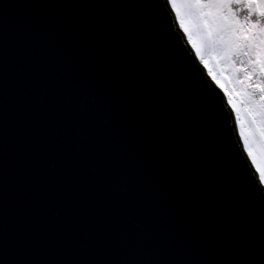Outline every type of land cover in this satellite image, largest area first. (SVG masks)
<instances>
[{
    "label": "water",
    "instance_id": "water-1",
    "mask_svg": "<svg viewBox=\"0 0 264 264\" xmlns=\"http://www.w3.org/2000/svg\"><path fill=\"white\" fill-rule=\"evenodd\" d=\"M166 0H0V264H264V189Z\"/></svg>",
    "mask_w": 264,
    "mask_h": 264
},
{
    "label": "snow or ice",
    "instance_id": "snow-or-ice-1",
    "mask_svg": "<svg viewBox=\"0 0 264 264\" xmlns=\"http://www.w3.org/2000/svg\"><path fill=\"white\" fill-rule=\"evenodd\" d=\"M176 11L180 27L200 62L222 66L244 109L249 131L260 147L258 161L249 147L251 163L258 173L254 178L264 189V0H168ZM209 74L217 79L209 68ZM219 83V81H217ZM236 108V104H233ZM239 115V110L237 112ZM243 132V125H241ZM245 145L249 137H244Z\"/></svg>",
    "mask_w": 264,
    "mask_h": 264
},
{
    "label": "rangeland",
    "instance_id": "rangeland-1",
    "mask_svg": "<svg viewBox=\"0 0 264 264\" xmlns=\"http://www.w3.org/2000/svg\"><path fill=\"white\" fill-rule=\"evenodd\" d=\"M166 1L168 3V0H166ZM177 3L179 4L180 0H177ZM169 7H170L171 11L173 12L177 26L183 32L184 37L187 40V34L184 32L183 28L180 27L179 18L175 14L176 10L171 5H169ZM187 44L192 49V51H193L196 59L198 60V62L203 66V63L200 62V57L198 55H196V50L194 48H192V46L188 42V40H187ZM209 68L212 69V72L216 75L217 79L214 80L212 78V75L209 74ZM209 68L204 67L205 74L211 79V81L213 83L216 84L217 87L220 88L221 93H223V96H224L226 103L231 108L233 115H234V119H235L237 133H238L240 141L243 145V148L245 150L247 158L249 159V161L251 163L252 157L248 155L249 147H251L253 150V155L256 156L257 160L259 161L261 159L260 147H259V144L257 143V141L254 140L251 136V133L249 131L248 122H247V119H246L245 114H244V109L240 104L239 98L236 95H232L231 96L232 102L231 103L229 102V100H230L229 94L232 93L233 88L238 87V85H233L232 83H230L228 80L225 79V76L230 75V73L227 71H223V73H222V66H217L210 61L209 62ZM217 81H219V83ZM233 104H236V108H233ZM238 110H239V115L237 114ZM241 125H243V132L241 131ZM245 136L249 137L248 145H245V143H244V137ZM251 164L253 165L254 168H256L255 164H253V163H251ZM257 175H258V173H257Z\"/></svg>",
    "mask_w": 264,
    "mask_h": 264
}]
</instances>
